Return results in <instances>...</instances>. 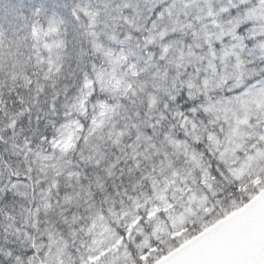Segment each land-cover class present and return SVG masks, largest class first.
Segmentation results:
<instances>
[{
    "label": "snow or ice",
    "instance_id": "snow-or-ice-1",
    "mask_svg": "<svg viewBox=\"0 0 264 264\" xmlns=\"http://www.w3.org/2000/svg\"><path fill=\"white\" fill-rule=\"evenodd\" d=\"M0 264H264V0H0Z\"/></svg>",
    "mask_w": 264,
    "mask_h": 264
}]
</instances>
